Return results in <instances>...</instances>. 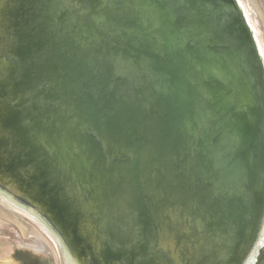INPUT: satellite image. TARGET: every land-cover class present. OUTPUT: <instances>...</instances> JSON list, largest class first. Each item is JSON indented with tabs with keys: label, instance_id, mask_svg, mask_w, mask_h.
Segmentation results:
<instances>
[{
	"label": "water",
	"instance_id": "water-1",
	"mask_svg": "<svg viewBox=\"0 0 264 264\" xmlns=\"http://www.w3.org/2000/svg\"><path fill=\"white\" fill-rule=\"evenodd\" d=\"M12 1L0 81L23 104L9 127L0 104V150L10 156L0 191L78 264L257 255L264 58L239 0ZM19 183L53 203L68 234ZM77 236L90 246L83 261L70 244Z\"/></svg>",
	"mask_w": 264,
	"mask_h": 264
},
{
	"label": "rangeland",
	"instance_id": "rangeland-1",
	"mask_svg": "<svg viewBox=\"0 0 264 264\" xmlns=\"http://www.w3.org/2000/svg\"><path fill=\"white\" fill-rule=\"evenodd\" d=\"M242 2L258 28L259 38L264 48V0H242ZM12 5V0H0V29H12L15 21L12 14ZM2 17H4V20ZM3 40L4 37L2 36V31H0V44ZM10 54L7 55L6 64L8 67L11 68L13 66L14 68L15 61ZM1 69L0 66V73ZM3 82L0 81L2 85V88L0 86V100L4 103L0 101V104H5L7 108L11 109L9 115L3 118V124L9 127V122H13L10 120L12 119L13 108H22L23 102L13 103L11 96L8 95L7 88H3ZM4 89L5 91H3ZM50 109L54 112V108ZM3 141L5 139L0 137V146H3ZM1 158L8 160L10 156L0 150V162L3 161ZM16 160L18 159H13L10 165L7 166L9 170L15 169V165L18 162ZM4 170L7 172L6 167H4ZM28 184L30 185V183ZM29 185L19 183L18 188L28 199H33L45 206V213L54 221L60 223L63 232L68 234L69 225L65 223L63 214L60 217L55 211L53 203L46 201L45 197L34 195ZM33 209L36 210L35 208ZM36 211L40 212V210ZM82 240L77 236L72 239V242L70 241L79 261L86 259L88 255L86 254L87 249L90 247L83 243ZM0 264H78V261L68 254L64 244L46 223L42 222L26 208L9 200L8 196L0 191ZM253 264H264V243Z\"/></svg>",
	"mask_w": 264,
	"mask_h": 264
},
{
	"label": "bare ground",
	"instance_id": "bare-ground-1",
	"mask_svg": "<svg viewBox=\"0 0 264 264\" xmlns=\"http://www.w3.org/2000/svg\"><path fill=\"white\" fill-rule=\"evenodd\" d=\"M241 6L243 7L244 11H245V14L247 16V19H248V22L250 23V26L254 29L255 31V37L258 41V45H259V48H260V52H261V55L263 56L264 58V48H263V45L261 44V41H260V38H259V31H258V28L257 26L255 25V23L252 21L251 19V15L249 14V12L247 11V8L244 6L242 0H239ZM264 235V221H263V224H262V228H261V233H260V236H259V242H257V245L262 243L263 241V236ZM256 248V247H255ZM256 249L253 250L251 256L249 257V260L246 262V264H249V263H253L255 261V257L257 256L256 255ZM249 262V263H248Z\"/></svg>",
	"mask_w": 264,
	"mask_h": 264
}]
</instances>
